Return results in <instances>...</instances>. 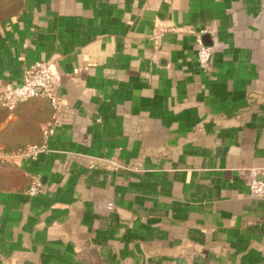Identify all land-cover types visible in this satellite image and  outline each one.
I'll return each instance as SVG.
<instances>
[{
  "label": "crops",
  "instance_id": "crops-1",
  "mask_svg": "<svg viewBox=\"0 0 264 264\" xmlns=\"http://www.w3.org/2000/svg\"><path fill=\"white\" fill-rule=\"evenodd\" d=\"M41 60L55 118L0 106L10 151L53 120L0 164V264H264V0H0V94Z\"/></svg>",
  "mask_w": 264,
  "mask_h": 264
},
{
  "label": "built area",
  "instance_id": "built-area-1",
  "mask_svg": "<svg viewBox=\"0 0 264 264\" xmlns=\"http://www.w3.org/2000/svg\"><path fill=\"white\" fill-rule=\"evenodd\" d=\"M161 34V29L154 34L153 38L155 42L158 41ZM197 38L198 48L196 56L198 62L205 66L211 59V48L204 45L199 35ZM33 98L47 100L53 110V117L55 118L61 103V95L53 81L52 71L47 61L41 60L30 64L24 70L21 83L9 87L0 94V106L9 114H12L19 104ZM52 127L53 120L46 123L41 128L42 141L40 143L27 144L13 151L0 147V164H14L16 159L36 160L41 153L48 149V140L51 135ZM257 172L258 171H252L250 173L249 186L251 193L264 201V169L261 172V178L257 177ZM41 188L42 182L40 177L38 175H31L26 194L31 197L36 196Z\"/></svg>",
  "mask_w": 264,
  "mask_h": 264
},
{
  "label": "rangeland",
  "instance_id": "rangeland-1",
  "mask_svg": "<svg viewBox=\"0 0 264 264\" xmlns=\"http://www.w3.org/2000/svg\"><path fill=\"white\" fill-rule=\"evenodd\" d=\"M2 165H8V164H2Z\"/></svg>",
  "mask_w": 264,
  "mask_h": 264
}]
</instances>
